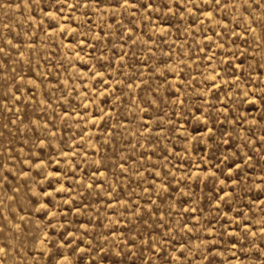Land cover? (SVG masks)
Instances as JSON below:
<instances>
[{"label":"rangeland","instance_id":"rangeland-1","mask_svg":"<svg viewBox=\"0 0 264 264\" xmlns=\"http://www.w3.org/2000/svg\"><path fill=\"white\" fill-rule=\"evenodd\" d=\"M0 264H264V0H0Z\"/></svg>","mask_w":264,"mask_h":264}]
</instances>
